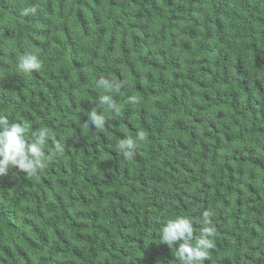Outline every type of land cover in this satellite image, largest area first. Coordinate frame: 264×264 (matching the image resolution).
I'll return each mask as SVG.
<instances>
[{
	"label": "trees",
	"instance_id": "obj_1",
	"mask_svg": "<svg viewBox=\"0 0 264 264\" xmlns=\"http://www.w3.org/2000/svg\"><path fill=\"white\" fill-rule=\"evenodd\" d=\"M100 78L121 110L85 129ZM0 116L51 133L0 176V264H179L160 229L204 212V264H264V0H0Z\"/></svg>",
	"mask_w": 264,
	"mask_h": 264
},
{
	"label": "clouds",
	"instance_id": "obj_2",
	"mask_svg": "<svg viewBox=\"0 0 264 264\" xmlns=\"http://www.w3.org/2000/svg\"><path fill=\"white\" fill-rule=\"evenodd\" d=\"M24 16H35L39 12V5L22 8ZM43 58L34 52L25 51L16 61L18 74H29L41 70ZM98 87L103 90L97 101V106L89 113V119L84 122L85 129L92 127L96 131H103L106 126L105 111L118 113L121 109L113 97V89L119 88L114 82L100 78ZM129 101L136 102L134 96ZM51 138L48 129L40 128L30 132L29 126L22 122L10 121L7 116H0V176L16 169L27 176H34L38 171L47 167L51 155L46 152V145ZM144 140V133L138 132L135 137H125L115 145V151L125 159H131L140 142ZM59 144L56 145L58 150ZM208 212L202 214V227L199 237L194 236V220L191 216L178 215L168 219L160 229V241L170 249L176 247V257L179 264H204L208 251L212 248L211 237L215 229L210 226Z\"/></svg>",
	"mask_w": 264,
	"mask_h": 264
},
{
	"label": "bare ground",
	"instance_id": "obj_3",
	"mask_svg": "<svg viewBox=\"0 0 264 264\" xmlns=\"http://www.w3.org/2000/svg\"><path fill=\"white\" fill-rule=\"evenodd\" d=\"M145 249V248H144Z\"/></svg>",
	"mask_w": 264,
	"mask_h": 264
}]
</instances>
